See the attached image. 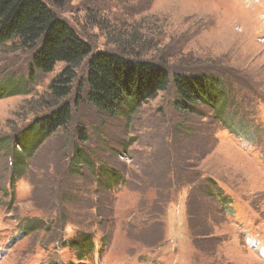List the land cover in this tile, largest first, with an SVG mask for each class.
Returning a JSON list of instances; mask_svg holds the SVG:
<instances>
[{
  "label": "rangeland",
  "instance_id": "1",
  "mask_svg": "<svg viewBox=\"0 0 264 264\" xmlns=\"http://www.w3.org/2000/svg\"><path fill=\"white\" fill-rule=\"evenodd\" d=\"M47 4L94 50L136 33L154 45L142 54L170 71L221 76L232 126L204 105L178 112L172 86L131 117L102 114L85 97V62L58 103L72 121L24 159L21 177L14 154L0 151V264H264V0ZM32 53L17 40L0 45V140L16 149L48 113L64 65L29 77ZM76 144L88 167L72 160ZM80 234L95 247L82 261L68 246Z\"/></svg>",
  "mask_w": 264,
  "mask_h": 264
},
{
  "label": "trees",
  "instance_id": "2",
  "mask_svg": "<svg viewBox=\"0 0 264 264\" xmlns=\"http://www.w3.org/2000/svg\"><path fill=\"white\" fill-rule=\"evenodd\" d=\"M46 1L53 6L62 0ZM46 1L0 0V45L17 40L21 47L33 49L28 76L36 72L49 73L57 63L64 64L50 81L49 98L42 103L49 109L48 113L34 118L23 129L15 140L18 150L10 145L11 140H0V151L8 148L15 156L14 175L21 177L24 159L30 158L42 141L72 121L69 104L58 103L72 93L77 70L85 62V97L102 114L131 117L139 107L172 86L175 110L193 114L198 112L199 105H204L211 109L218 123L225 129H231V120L221 117L227 104L224 90L229 86L221 76L198 71H170L166 63L152 60V55L142 54L148 45L152 48L154 45L151 41H142L136 33L130 36L118 33L111 38L109 48L94 50ZM77 136L78 143L87 141L83 128L77 129ZM72 160L87 167L90 164L77 144L74 145ZM209 192L211 195L216 192L214 186ZM30 224L24 227L34 229L33 222ZM68 246L79 261L87 260L95 251L91 234L72 238Z\"/></svg>",
  "mask_w": 264,
  "mask_h": 264
}]
</instances>
